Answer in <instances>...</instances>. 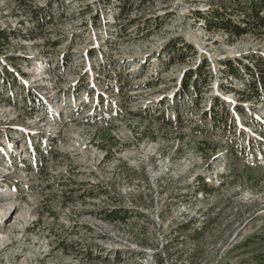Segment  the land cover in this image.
I'll use <instances>...</instances> for the list:
<instances>
[{"label": "rangeland", "instance_id": "obj_1", "mask_svg": "<svg viewBox=\"0 0 264 264\" xmlns=\"http://www.w3.org/2000/svg\"><path fill=\"white\" fill-rule=\"evenodd\" d=\"M108 2L0 0V32L12 31L0 50L2 60H8L17 74L23 67L20 56H27L33 73L41 60L50 72L59 57L63 60L50 77L44 76L51 78L43 83L49 90L50 120L36 121L33 127L44 158L38 171L29 169L27 187L33 204L28 202L31 213L23 211L28 226L23 236L14 235L6 250L0 246V264H114L100 257L103 249H92L84 230L89 214L104 209L105 195L93 183L104 176L118 180L119 186L136 184L141 206L151 214L162 210L165 225L180 220L183 209L182 199L176 203L177 197L169 198L174 186L180 187L174 192L186 190L200 180L201 188L211 195L209 202L191 206L200 208L199 214L206 210L209 214L195 225L200 231L182 247L172 244L167 227L135 217L127 235L159 251L158 264H166L163 256L178 264L182 254L193 255L189 264H261L264 87L259 86L261 96H251V102L242 99L240 92L261 77L248 56L260 55L264 60V36L251 32L228 41L225 32L198 27L193 14L201 2L196 0ZM234 2L208 0L206 4L211 10L229 11ZM170 42L183 46L182 53L167 51ZM228 59L240 60L238 75L224 71ZM205 60L207 74L199 76V93L195 94L191 82L180 95L183 81ZM58 106L59 116L53 112ZM212 106L225 118L224 125L205 114ZM149 143L158 149L153 156H144L146 160L125 156ZM69 146L79 155L74 156ZM106 150L116 163L103 167ZM216 172L220 180L214 183L223 184L218 189L212 181ZM133 257L124 254L115 264H135Z\"/></svg>", "mask_w": 264, "mask_h": 264}, {"label": "built area", "instance_id": "obj_2", "mask_svg": "<svg viewBox=\"0 0 264 264\" xmlns=\"http://www.w3.org/2000/svg\"><path fill=\"white\" fill-rule=\"evenodd\" d=\"M207 1L196 0L197 3L201 2L200 8L198 11L193 10V15L199 21L198 27L205 29V21L200 19L196 14L206 15L211 11L212 8L206 4ZM11 32L8 31L9 35ZM3 46L0 47V50ZM19 58L21 59L20 62L23 67L20 70L18 68L19 73L17 74L15 69L8 64V60L4 61L0 56V102L3 104V107H0L2 109L0 116V205L12 203L17 206L18 213L23 211H29L31 213L28 202L32 205L33 199L27 187L31 184L30 178L28 177L31 172L29 169L32 168L33 172H35L34 170H37V165H42V159L44 158L39 152L40 136L33 127L36 126V121L42 123L43 120H50L49 116L52 115L48 114L45 106V102L50 99L49 90L43 84V75H40L38 70L47 71L48 73L46 75L50 77V74L52 75L53 70L57 66H62L61 61L63 60L59 57L57 62L53 63L52 68L50 67L52 72L48 71L47 64H44V61L41 60L39 66L36 65L35 72L33 73L31 70L32 66L29 65L30 60L27 56H20ZM8 59L10 58L8 57ZM48 62H52V60L48 58ZM30 95L40 99L45 105L38 103L35 108H32L30 103H28L30 101ZM54 110L58 111V109ZM2 113H5V117ZM11 144L12 148H10ZM3 146H6L5 151H3ZM107 155L109 158L110 153L106 150L105 155L102 157L103 159H101L103 161V167L107 163L112 162L110 158V160H104ZM164 169L169 171L167 165ZM147 175L150 180H153L154 175L152 172H149ZM217 180H220V178L216 172L212 181L214 184L213 187L218 189L223 184L220 183L217 185L214 183ZM94 181L93 183H96V187L102 191V195H105L103 202L104 209L95 211L93 206L92 209L94 211H92V214H89L91 217L84 230L93 245L92 249L99 252L100 249H103L102 253H104V256L100 257L107 259L110 263L115 264L121 260L124 254H128L129 256H134L132 259L135 261V264H158L159 255H161L159 251L148 247L145 248L136 240L129 239L127 235V230L135 223V217H142V220L149 218L153 226H158L159 228L167 227L168 233L172 237V244H177L182 247L185 241H188L192 235L200 231L199 228H195V225L199 224L209 214L208 210L205 213L201 212L199 214L200 208L195 206L197 208L193 209L191 207L194 202L196 204L201 203V201L209 202L208 196L211 195L208 191L201 188L199 184L200 180L193 183L186 190L176 189V192H174L175 187L180 188L179 186H174L173 194H170L169 198L177 197V201L175 200L176 203L182 199L180 203L183 209L179 211L180 220H173L172 223L166 225L161 218L164 213L162 210L151 214V212L144 210L143 206H141L136 196V184H123L119 186V181L109 176H104ZM16 182L20 183L19 192L17 191ZM163 186L165 187L166 185L162 184ZM211 194L213 195L214 192ZM4 197L9 198V200L1 202ZM191 209L193 213L189 212ZM6 220L7 218L5 216L0 222V229L10 225V223L7 224L8 222ZM20 222L17 232H21L23 236V232L26 230L28 223L22 220ZM95 230H98V233ZM94 233L98 236L95 237L93 235ZM13 238L14 236L11 237L10 243ZM161 238L162 240L165 239L163 237ZM234 239L235 237L230 243H233ZM167 245L169 244L166 242ZM192 256V254H182L176 261L178 264H189ZM163 258L164 263L170 264L167 256H163Z\"/></svg>", "mask_w": 264, "mask_h": 264}, {"label": "trees", "instance_id": "obj_3", "mask_svg": "<svg viewBox=\"0 0 264 264\" xmlns=\"http://www.w3.org/2000/svg\"><path fill=\"white\" fill-rule=\"evenodd\" d=\"M104 1H109L107 4L111 5L110 0ZM232 7L234 8L230 9V12L232 14L231 16H229L228 14L229 11H225L223 8H214L206 15L200 13H197L196 15L200 19L205 21L207 30L211 31L217 29L219 31L225 32L228 37V41H234L235 39L242 38L243 36L251 32L259 33L264 36V0H235ZM234 15L237 16L236 20H234L232 17ZM10 35H12V32L10 33ZM9 37V33L7 34L6 32H0V47L5 45ZM166 47L167 51H170L175 55L181 54L183 49V46L178 47L177 45H174V42H170ZM185 48L191 49V46H186ZM169 58L172 59L173 57L170 56ZM248 58L251 60L253 65L255 64L260 69L261 72V77H256L254 82H248L247 90L244 92H240L242 99H244L246 102H251V100L253 99V97L251 96H261V93L258 92L259 86L263 85L264 87V60L262 57H260V55H251L248 56ZM240 63V60L228 59L223 62V69L224 71L228 69V71H230L232 75L236 76L239 74ZM207 67L208 65L205 60L197 72H190V75L192 73V77L194 79L190 80L191 76H187L186 81H183L180 95L186 93L189 83L191 82H193V86H195V94L199 93L197 90V85L200 81L199 76L201 74H207ZM207 83V85L211 83L210 77H208ZM247 93L249 96H246ZM29 98L30 101L28 103H30L32 108H35L36 104L38 103L40 105H43V102L40 99L35 98L32 95H30ZM205 114L207 116H210V119L221 121L222 125H224V123L226 122L225 118H223L222 115H219V111L216 110L215 106H212L209 111L205 112ZM214 123L216 125L217 122ZM259 261L261 264H264V255L260 257Z\"/></svg>", "mask_w": 264, "mask_h": 264}, {"label": "bare ground", "instance_id": "obj_4", "mask_svg": "<svg viewBox=\"0 0 264 264\" xmlns=\"http://www.w3.org/2000/svg\"><path fill=\"white\" fill-rule=\"evenodd\" d=\"M46 69V68H45ZM47 70V69H46ZM38 73L40 75H43V82L47 83L50 82V79L45 78L44 76L48 73L47 71H39ZM48 77V75H46ZM136 93V92H135ZM137 106V105H136ZM57 109H60V106H58ZM60 111V110H59ZM121 130V129H120ZM124 131H121L120 135L124 136ZM76 135V134H75ZM79 137V136H78ZM81 137V136H80ZM76 138V137H75ZM68 139V138H67ZM77 139V138H76ZM72 140V139H71ZM78 140V139H77ZM71 143V142H70ZM76 144V143H75ZM80 145V144H79ZM75 146V145H74ZM66 147V146H65ZM70 147V151L73 152L74 156H78L79 153L76 152L77 149L74 147ZM78 147V146H77ZM143 149L138 150V152H130L128 153V155H125L128 158H133V156L135 155H139L140 157L142 156V158L144 160H146V157L144 156H153L154 154H156L155 152L157 151V147L156 145H153L152 143L149 144H145L144 147H142ZM68 150V148H67ZM134 159V158H133ZM3 200L1 202L7 201L9 200V198L7 199V197L2 198ZM17 206H15L12 203H7V204H2L0 205V222L3 220V218L6 216L7 218V224L10 223V225L4 227L3 229H0V246L5 247L4 250H6L7 247L11 246V237L14 236L15 234H17V229L19 226V222L22 221H26L27 219V213L25 212H20L18 213L17 210L18 208H16ZM17 213V215H16ZM15 216V217H14ZM21 223V222H20ZM21 229V228H19ZM7 230V231H4ZM16 238V237H15ZM14 239V238H13ZM18 239V238H17ZM235 240V239H234Z\"/></svg>", "mask_w": 264, "mask_h": 264}]
</instances>
